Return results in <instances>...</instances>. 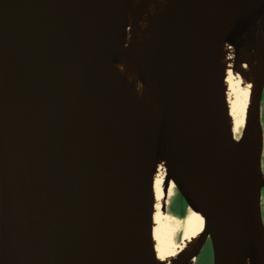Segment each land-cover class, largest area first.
Masks as SVG:
<instances>
[{
  "label": "water",
  "instance_id": "1",
  "mask_svg": "<svg viewBox=\"0 0 264 264\" xmlns=\"http://www.w3.org/2000/svg\"><path fill=\"white\" fill-rule=\"evenodd\" d=\"M129 0H0V264H153L151 168L196 211L212 264H264L261 190L217 104L211 64L264 42V0H176L148 58L156 117L134 114L108 52ZM264 58L245 129L261 132ZM262 136V132H261ZM261 169V159H260ZM223 235L216 237L219 216Z\"/></svg>",
  "mask_w": 264,
  "mask_h": 264
},
{
  "label": "bare ground",
  "instance_id": "2",
  "mask_svg": "<svg viewBox=\"0 0 264 264\" xmlns=\"http://www.w3.org/2000/svg\"><path fill=\"white\" fill-rule=\"evenodd\" d=\"M98 1V0H97ZM176 0H129L124 7V24L120 30L119 44L108 52L111 68L122 83L129 104L138 119L148 117L153 126L156 117V101L153 87L147 77V63L152 41L157 29L165 21ZM264 58V42L253 44L235 64V51L227 40L217 49L211 64V80L219 110L229 127L239 150L253 165L257 180L264 183L260 169L262 136L252 122L248 128L245 120L251 103L258 61ZM174 185L163 158L162 148L152 160L151 168V241L154 253L153 264H186L189 256L200 245V234L206 225L202 203V184L194 179L191 192L196 211L191 210L184 220L185 232L180 245L166 239L164 223L168 216L165 207ZM225 219L219 216L215 236H222ZM220 238V237H219ZM243 264H250V256L243 254ZM255 264H260L256 261Z\"/></svg>",
  "mask_w": 264,
  "mask_h": 264
},
{
  "label": "rangeland",
  "instance_id": "3",
  "mask_svg": "<svg viewBox=\"0 0 264 264\" xmlns=\"http://www.w3.org/2000/svg\"><path fill=\"white\" fill-rule=\"evenodd\" d=\"M180 199L182 200L175 187H173L172 193L165 207V214L168 216V219L164 223L163 227L166 230L167 241L177 246L182 242L185 232L184 220L191 211L186 204L184 205L181 203ZM202 233L199 235L200 239L202 237ZM192 264H212V251L209 239L200 250L198 256L193 260Z\"/></svg>",
  "mask_w": 264,
  "mask_h": 264
},
{
  "label": "flooded vegetation",
  "instance_id": "4",
  "mask_svg": "<svg viewBox=\"0 0 264 264\" xmlns=\"http://www.w3.org/2000/svg\"><path fill=\"white\" fill-rule=\"evenodd\" d=\"M259 121L261 125V132H262V154H261V172L264 175V85L261 94L260 100V109H259ZM261 209L264 211V187L261 190Z\"/></svg>",
  "mask_w": 264,
  "mask_h": 264
},
{
  "label": "trees",
  "instance_id": "5",
  "mask_svg": "<svg viewBox=\"0 0 264 264\" xmlns=\"http://www.w3.org/2000/svg\"><path fill=\"white\" fill-rule=\"evenodd\" d=\"M180 201H181V203H183L185 205L184 201H182L181 199H180Z\"/></svg>",
  "mask_w": 264,
  "mask_h": 264
}]
</instances>
